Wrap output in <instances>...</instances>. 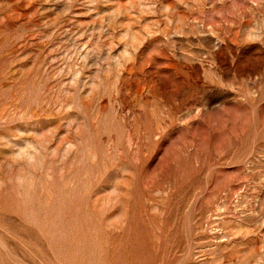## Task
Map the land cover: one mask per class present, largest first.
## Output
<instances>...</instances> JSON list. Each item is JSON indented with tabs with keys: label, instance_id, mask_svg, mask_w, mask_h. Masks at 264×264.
<instances>
[{
	"label": "rangeland",
	"instance_id": "obj_1",
	"mask_svg": "<svg viewBox=\"0 0 264 264\" xmlns=\"http://www.w3.org/2000/svg\"><path fill=\"white\" fill-rule=\"evenodd\" d=\"M0 264H264V0H0Z\"/></svg>",
	"mask_w": 264,
	"mask_h": 264
}]
</instances>
